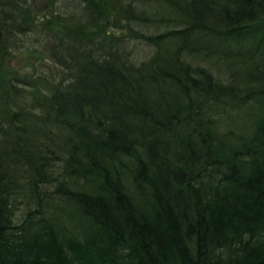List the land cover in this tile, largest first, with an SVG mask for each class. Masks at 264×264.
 Wrapping results in <instances>:
<instances>
[{"label":"trees","instance_id":"1","mask_svg":"<svg viewBox=\"0 0 264 264\" xmlns=\"http://www.w3.org/2000/svg\"><path fill=\"white\" fill-rule=\"evenodd\" d=\"M0 264H264V0H0Z\"/></svg>","mask_w":264,"mask_h":264},{"label":"rangeland","instance_id":"2","mask_svg":"<svg viewBox=\"0 0 264 264\" xmlns=\"http://www.w3.org/2000/svg\"><path fill=\"white\" fill-rule=\"evenodd\" d=\"M30 35H32V37ZM26 39L28 40V44L32 47V49L34 48H38L39 50L41 49L42 37L40 34H37V33L30 34L29 33V36L25 37V40ZM129 46L133 48L136 51V53L140 54L141 57H144L145 55H147L151 50L149 47H147L143 43H140L137 41L135 42L132 41L131 43H129ZM29 62H32V60H29ZM39 63L42 64L44 70L48 73L55 72L57 69V65L54 64L50 59L47 61L39 62Z\"/></svg>","mask_w":264,"mask_h":264}]
</instances>
